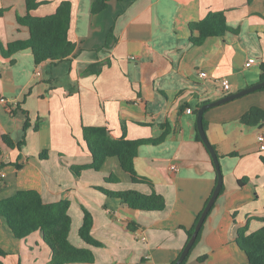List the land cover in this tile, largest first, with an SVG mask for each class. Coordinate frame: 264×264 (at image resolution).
Returning a JSON list of instances; mask_svg holds the SVG:
<instances>
[{
  "label": "crops",
  "instance_id": "0c3cea01",
  "mask_svg": "<svg viewBox=\"0 0 264 264\" xmlns=\"http://www.w3.org/2000/svg\"><path fill=\"white\" fill-rule=\"evenodd\" d=\"M37 1L31 11L35 18L71 3L69 39L76 49L67 60L39 66L31 49L9 55V44L30 38L29 29L17 22L28 11L26 0H0V97L8 102L0 104V173L5 175L0 201L24 190L37 191L46 204L69 200V239L93 252L92 264L176 263L186 232L217 183L211 154L197 139L198 111L262 82L264 0H113L96 15L92 0ZM210 12H223L232 31L194 45L191 37L199 33L191 25ZM250 57L258 64L246 68ZM94 65H102L101 72L87 73ZM252 108L264 110V88L204 114L224 190L186 264H249L237 245L239 231L249 226L251 234L264 227V151L258 140L264 126L240 122ZM83 127H106L115 139L160 142L139 147L135 168L165 197V210H132L98 190L152 192L149 185L134 184L115 158L101 171L74 175L71 166L93 161ZM4 136L16 146L10 148ZM43 153L47 159L40 158ZM111 175L119 182L107 183ZM84 209L93 217L91 234L101 247L79 236ZM134 223L133 232L128 226ZM0 247L8 253L4 264H50L52 259L41 233L17 240L1 217Z\"/></svg>",
  "mask_w": 264,
  "mask_h": 264
},
{
  "label": "trees",
  "instance_id": "16d2710c",
  "mask_svg": "<svg viewBox=\"0 0 264 264\" xmlns=\"http://www.w3.org/2000/svg\"><path fill=\"white\" fill-rule=\"evenodd\" d=\"M111 1L113 0H92V14L96 15L106 10ZM26 6L27 15L19 16L17 22L20 26L29 29L30 38L25 42L9 44L8 54L13 55L17 52L31 49L35 64L38 66L47 61L57 64L69 59L76 49L75 43L69 39L71 3H61L55 14L43 18H35L31 15V11L39 6L37 0H26ZM191 31L199 33V37H191L192 43L199 46L207 38L222 37L232 30L227 25L223 12H210L205 19L192 24ZM101 67L102 65H94L89 68L87 73L99 74ZM261 68L264 72V64ZM262 81H264V74ZM240 122L247 127L262 128L264 126V110L252 108L240 119ZM29 127L30 125L27 121L25 131ZM204 127L206 128L205 123ZM83 138L92 154L93 161L88 165L71 166L70 169L76 177H79L84 170L93 169L101 171L109 159L115 158L118 160L122 171L129 175L130 180L134 184L149 185L152 188V192L144 194L136 190L110 191L104 188H98V190L108 198L119 200L122 206L132 210L144 212H160L165 210V197L154 189L153 182L150 179L141 177L135 168V159L138 156L139 147L148 144H158L160 143L159 141H131L125 137L115 139L106 127H83ZM197 139L203 143L199 134L197 135ZM4 141L10 148L16 146L9 136H4ZM23 144L24 141L19 143L18 147L20 148ZM40 158L47 159V153L41 154ZM15 166L19 167V164ZM105 180L107 183L119 182L112 175ZM240 184H243V182H240ZM223 190L224 186L220 194ZM70 207L71 202L69 200L46 204L37 191L24 190L17 192L8 199L0 201V217L17 240H25L34 233H41L43 241L52 252L50 264H92L95 261L93 252L87 248L76 247L69 239L72 226V217L69 214ZM202 212L197 217L192 229L186 232L188 235L187 243L195 231ZM92 227L93 217L84 209V220L83 225L79 229V236L87 244L101 247L102 244L95 240L91 234ZM135 227V223L128 226L129 230L133 232L135 231ZM248 229L249 226H246L239 231L237 245L245 253L249 264H264V227L251 234H247ZM201 233L202 230L191 252L200 240ZM190 254L181 264L188 262ZM7 255L8 253L0 247V264H4L3 259ZM204 259L201 258L199 261H204ZM172 264H175V262Z\"/></svg>",
  "mask_w": 264,
  "mask_h": 264
},
{
  "label": "water",
  "instance_id": "95a60500",
  "mask_svg": "<svg viewBox=\"0 0 264 264\" xmlns=\"http://www.w3.org/2000/svg\"><path fill=\"white\" fill-rule=\"evenodd\" d=\"M261 88H264V81L260 82L259 84L255 85L251 88H248L246 90L240 91V92L235 93V94H231V95L226 96V97H224L220 100H217L215 102L205 104L198 111V114H197V131L199 133V136H200L203 144L205 145V147L207 148V150L211 154L214 166H215L216 171H217V183H216V187L214 189V192H213L210 200L208 201L206 207L204 208V210L201 214V217H200V219L196 225V228H195V231H194L192 237L190 238L189 242L185 246L182 254L180 255L179 259L176 261L175 264L183 263V261L190 254L191 249L194 246V244L198 238V235H199V233H200V231H201V229L205 223V220L207 219L210 211L212 210L215 202L217 201V199L220 195L221 189L223 187V184H224V177H223V173H222L221 164L219 161L218 154H217L215 148L213 147V145L211 144V142L207 136V132L205 130V127H204V121H203L204 120V114H205L206 110H208L210 108L217 107V106H220L222 104L228 103L234 99L242 97L248 93L257 91Z\"/></svg>",
  "mask_w": 264,
  "mask_h": 264
},
{
  "label": "built area",
  "instance_id": "2783aa9c",
  "mask_svg": "<svg viewBox=\"0 0 264 264\" xmlns=\"http://www.w3.org/2000/svg\"><path fill=\"white\" fill-rule=\"evenodd\" d=\"M257 64H258L257 59L254 58V57H250V58H248L247 61L245 62V67H246V68H251V67H253V66L257 65ZM41 75H42V74H41V71H40V69H38V70L36 71V76H41ZM201 76L206 77V74H205V73H201ZM229 88H230L229 83L226 82V83L224 84V89H225V90H229ZM0 104H3V105H5V106H8V102H7L6 98H4V97H0ZM15 109H16V106H13V107H10V108H9V110H11V111H13V110H15ZM187 113H188V114H191V113H193V112H192L191 109H188V110H187ZM258 140H259V143H260V145H261V149L264 151V136H263V135H260L259 138H258ZM174 169H175V168H174ZM4 176H5V175L1 172V173H0V177H4Z\"/></svg>",
  "mask_w": 264,
  "mask_h": 264
}]
</instances>
